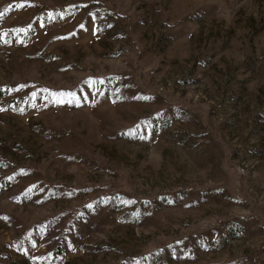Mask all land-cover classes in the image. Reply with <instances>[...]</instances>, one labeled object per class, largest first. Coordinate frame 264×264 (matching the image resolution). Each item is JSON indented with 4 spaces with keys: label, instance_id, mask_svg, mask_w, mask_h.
<instances>
[{
    "label": "rangeland",
    "instance_id": "obj_1",
    "mask_svg": "<svg viewBox=\"0 0 264 264\" xmlns=\"http://www.w3.org/2000/svg\"><path fill=\"white\" fill-rule=\"evenodd\" d=\"M0 264H264V0H0Z\"/></svg>",
    "mask_w": 264,
    "mask_h": 264
}]
</instances>
